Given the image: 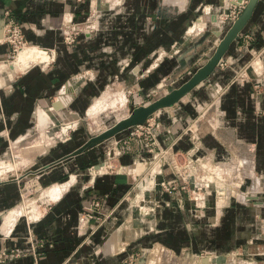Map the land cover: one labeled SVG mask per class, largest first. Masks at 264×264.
Here are the masks:
<instances>
[{
    "label": "crops",
    "instance_id": "obj_1",
    "mask_svg": "<svg viewBox=\"0 0 264 264\" xmlns=\"http://www.w3.org/2000/svg\"><path fill=\"white\" fill-rule=\"evenodd\" d=\"M112 1L115 7L110 6ZM112 1L0 0V253H7L0 264H122L139 245L162 244L175 252L217 251L253 236L249 229L252 208L226 202L224 212L220 201L218 221L212 224L213 204L194 208L181 188L172 192L149 188L155 213L139 220L128 200L136 188L131 175H88V168L105 157L96 146L73 155L81 143H59L33 155L30 169L6 170L12 142L19 145L33 130L38 135L52 132L48 129L53 119L64 110H86L88 115L95 99L113 89L109 86L113 81L129 84L136 93L156 92L167 82H186L206 64L233 24L222 23L220 16L238 0ZM208 7H213L212 15ZM94 8L101 14L99 30L92 36L82 32L74 43H68L63 27L71 20L85 22ZM7 14L21 23L29 43L14 60L4 40ZM256 52L260 56L253 61ZM222 60L224 67L218 64L178 103L148 119L164 130L158 134L164 147L187 150L194 142L182 128L216 110L210 114L214 130L202 136L199 153L204 154L206 147L218 152L237 146L236 142L254 146L258 169L264 173V0L258 1L252 18ZM258 81L260 88L255 87ZM69 115L62 129L78 114ZM201 118L204 124L205 116ZM125 138L117 143V150H123L118 161L136 164L138 170L147 151L139 142L132 146L122 142ZM27 148L45 150L42 145L22 150ZM47 166L51 167L42 171ZM30 175L48 186L40 203L31 208L19 203ZM163 178L172 179L173 174L166 170L158 176ZM92 195L103 199V209L111 216L89 235L77 225L82 205Z\"/></svg>",
    "mask_w": 264,
    "mask_h": 264
},
{
    "label": "rangeland",
    "instance_id": "obj_2",
    "mask_svg": "<svg viewBox=\"0 0 264 264\" xmlns=\"http://www.w3.org/2000/svg\"><path fill=\"white\" fill-rule=\"evenodd\" d=\"M225 1H227L228 3L229 0ZM111 4L113 5V7H115V2L113 4L112 1L110 3V6ZM229 6L231 7L227 9V12L231 10L233 5ZM208 9L212 15L214 13L213 7H208ZM97 10L98 8H94L92 10L91 14L93 15L89 20L93 26L92 34L94 35L99 30L101 18V14H99V11L97 12ZM203 14L204 12L201 11V15ZM16 56H18V53L15 54L12 52L13 60ZM258 56H260L259 52L254 53L252 60L254 61ZM180 83L182 84V82ZM181 84H179V82H175L171 85V82H167V86L159 88L156 92L147 91V93H143L140 91L139 93H136L135 91L132 92V87L127 86L129 84L126 83L125 85L120 81H113L109 85L113 89L105 93V95H109V97L106 98L108 100V102H106V107L104 108V110H102L98 117L92 118L88 115H85L86 110H64V113H61L57 116L56 121L53 119L54 123L48 130L54 133H62V126L65 122V118H69L70 113H77L78 115H74V117H79L78 119H76L77 121L74 120V123L72 122V125L68 129L66 135L60 136L54 141H48L46 140V134L38 135L39 132L33 130L28 134V136L24 137L21 140V143H19L20 146L18 145L17 148L13 146L14 144L12 142L8 149V156L7 158H5V160L9 163L6 170H11L13 171V173H16V171L20 173L26 169H30L33 162V155L47 152L59 143L68 144L69 142H79L84 145L92 136L103 132L108 127L115 124L117 121L127 117L131 112L132 105L136 107L145 105L166 94L171 87L176 85L178 87V85ZM113 109H115V112H117V114L109 115V113H111ZM215 112L216 110H211V112L204 113L205 119L203 131L205 133L211 131L212 128H214V122L211 115ZM140 132H142L141 135L137 136V133L140 134ZM148 132V127L145 129L132 127L127 131H123L122 134L124 135H116L108 140L100 142L99 145L97 144L95 146L99 151H104V160L109 152L113 153L118 151L117 143L123 136L126 138L125 140L123 139L122 142H129V144L131 143L130 146L134 145V142H139V144L143 145V143H145L147 139H149L150 134ZM29 145H45V150L41 151L35 148H27L22 150V147H26ZM236 145L237 146L217 149L219 153L212 150L211 147L205 148V153L203 155L210 156V158H212L214 162H211V170H209L208 165L205 168L203 182L208 186L209 190H213L214 188V190H219L218 193H221L217 194L215 192H212L209 196L206 195L208 199H206V203L208 204L206 205L205 209L209 208L210 204H213L212 207L215 208V212L213 215H210L209 220L212 224H216V222L218 221V219L216 218V207L218 202L220 201L224 212L226 210L225 208L227 207V203L231 204L232 202H236L237 204L252 208L253 217L252 220L249 221V229L253 231V236H250L247 239L243 238L244 241H242L241 244L233 243L229 247H224L223 245H221L223 246V248L221 247L217 251L216 249L212 250L205 248L203 250L195 252L187 250L175 252L169 250L168 248H166V246L164 247L162 244H157L156 246L153 245L150 247L139 245L134 252L130 253V255H132L133 253L139 254V263L141 264H264V173L258 169L256 148L254 146H241L239 142H236ZM80 148L81 146L78 148V150ZM90 148L91 147L81 150L75 155L81 154L82 152ZM148 155L149 153H146V160H143L142 162H140L141 164L139 163L138 165L139 167L136 172L140 173L141 178H139L137 182L134 193H132V195L129 196L128 199L130 208L134 210V215L139 220L144 218L148 219V216H150L149 214H153L154 212V206L150 202L154 199L152 195H149V193L146 192L144 195V200L142 199L143 196H137V193L142 192L143 187L149 188L148 180L151 178L150 170L155 166V164L150 163V156ZM21 156H23L24 158H22ZM16 161H18V165L14 167L13 164L16 163ZM50 165L53 166L54 164ZM51 166L44 167L42 171L48 170ZM91 167L92 166H90L87 170L88 175L91 174V170H94V168ZM77 181L78 179L76 178L75 182L77 183ZM47 187L48 186H43L41 184L40 177L30 175V177H28V180H26V182L24 181L22 199L19 203H28V205H30V208L32 207V204L34 205L40 203V196ZM190 202H192L194 208H196L194 202L192 200H190ZM150 205H152L151 208H149ZM207 253L217 257L215 258L211 255L207 257ZM129 256L122 262V264H126Z\"/></svg>",
    "mask_w": 264,
    "mask_h": 264
},
{
    "label": "built area",
    "instance_id": "obj_3",
    "mask_svg": "<svg viewBox=\"0 0 264 264\" xmlns=\"http://www.w3.org/2000/svg\"><path fill=\"white\" fill-rule=\"evenodd\" d=\"M247 2L248 0H242L238 5L232 6L229 12H223L220 16L221 22L224 23L226 20L234 22L243 12ZM207 12H210L209 9H207ZM7 15L4 40L10 44L13 53L19 54L21 50L28 46V40L25 36L21 23L13 16L9 14ZM92 15L93 14H91L85 22H74L71 20L70 23L63 27L65 39L68 43H74L78 35L82 32L92 36L93 26L89 21ZM218 64L222 67L226 65L222 59ZM261 84V81H258L255 87L260 88ZM203 116L204 115L197 117L195 120H192L188 123V125L182 128L184 133L191 134L194 142L193 146L187 150H176L173 145L164 147L158 138V134L164 130L160 124L156 123L154 120L150 121V119H147L145 124L134 126L139 129H145L148 127V133L150 134L149 139H147V141L142 145L143 150L150 154V163L155 164L153 169L150 170L151 178L148 182L149 188L154 190L157 187H160L167 192L176 191L177 188L184 189L188 193V198L194 202L197 209H203L208 204L206 203V195L209 196L212 192L221 194L218 193L219 190L217 189L214 190L213 188V190H209L208 186L203 182L205 168L208 165L209 170H211V162H214L210 156H205L199 153L202 147V136L214 130V128H212L211 131L206 133L203 131L204 124H202L203 120L201 118ZM141 133L142 132H140V134L137 133V136H140ZM122 153L123 150H118L113 153L109 152L103 161L91 167L94 168V170L90 171L92 176L105 173H125L132 176V179L136 184L135 186H137V182L139 178H141L140 173H137V170L135 169L137 165H126L120 163L118 160ZM166 170L173 174V178L158 179V176L163 175ZM149 188L143 187L141 195V197L143 196V200L145 193L151 190ZM103 204V199L97 195H92L84 201L80 210L77 225L78 230L92 235L99 230L100 227L107 223L111 213L104 211ZM209 255L215 258L217 257L207 253V257H209ZM6 256V251H2L0 253V261H3ZM139 260V254L133 253L129 256L126 264H140Z\"/></svg>",
    "mask_w": 264,
    "mask_h": 264
},
{
    "label": "water",
    "instance_id": "obj_4",
    "mask_svg": "<svg viewBox=\"0 0 264 264\" xmlns=\"http://www.w3.org/2000/svg\"><path fill=\"white\" fill-rule=\"evenodd\" d=\"M258 1L259 0H248L243 12L233 22V24L221 38L213 55L208 59L206 64L201 66L186 82L178 87L172 88L163 96L145 105L137 107L132 105L131 112L127 117L122 118L103 132L89 138V140L84 145H82L81 148L77 150V152H74L73 155L88 147H94L100 142L114 137L123 130L136 125L145 124L147 119L155 112L160 109L175 105L191 90H193V88L206 80L215 70L225 53L228 51L231 43L238 37L239 33L245 28L247 23L252 18ZM235 3L238 5L240 0L236 1Z\"/></svg>",
    "mask_w": 264,
    "mask_h": 264
},
{
    "label": "bare ground",
    "instance_id": "obj_5",
    "mask_svg": "<svg viewBox=\"0 0 264 264\" xmlns=\"http://www.w3.org/2000/svg\"><path fill=\"white\" fill-rule=\"evenodd\" d=\"M202 22H204V18H202ZM22 51V50H21ZM20 51V52H21ZM38 62V61H37ZM16 68H17V66H16ZM109 97V95H104V96H102V97H100V98H98V99H95V101L92 103V105L90 106V108L89 109H87L88 110V116H90V117H98V115L102 112V110H104V108L106 107V102H108V100L106 99V98H108ZM107 100V101H106ZM116 102V101H115ZM116 104V103H115ZM111 105V104H110ZM115 106V105H114ZM124 106V105H123ZM113 108V107H112ZM110 114H117V112H115V109H113V111H111V113H109V115ZM78 117L79 116H75V121H77L76 119H78ZM114 118V117H113ZM116 120V119H115ZM74 123V122H73ZM71 125H72V122L71 123H68L67 125H65L64 127H63V129H62V133H54V132H48L46 135V140H48V141H54V140H56L57 138H59L60 136H64V135H66V133H67V131H68V129L71 127ZM98 127V126H97ZM96 127V128H97ZM98 130H99V128H98ZM44 135V134H43ZM61 140V139H60ZM21 143V142H20ZM14 147H18V145H14ZM44 147H45V145H44ZM5 162V161H4ZM48 191V190H47ZM61 194V193H60ZM50 196V195H49ZM42 200V199H41ZM47 201V200H46ZM27 209H29V208H27ZM26 209V210H27ZM28 211V210H27ZM232 264V263H231ZM235 264V263H234Z\"/></svg>",
    "mask_w": 264,
    "mask_h": 264
}]
</instances>
